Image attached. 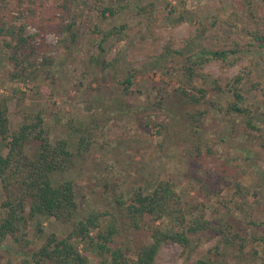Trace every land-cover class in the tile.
I'll list each match as a JSON object with an SVG mask.
<instances>
[{"label": "rangeland", "instance_id": "1", "mask_svg": "<svg viewBox=\"0 0 264 264\" xmlns=\"http://www.w3.org/2000/svg\"><path fill=\"white\" fill-rule=\"evenodd\" d=\"M12 2L2 11L5 24H0V100L9 99L10 130L24 122L22 110L43 107L51 141L64 138L72 151L80 135L89 142L72 169L53 176L54 183L73 182L75 218L91 210L113 211L115 195H126L134 185L150 188L157 180H170L188 217L203 205L213 224L229 222L239 234L261 237L244 249L250 264H264V0H129L126 8L105 16L98 9L116 4L114 0H35L27 2V8L21 6L23 15L12 11ZM25 21L26 33L39 30L37 42L52 58L47 66L52 77L24 81L9 76L12 31ZM121 23L127 24L124 33L102 40L103 32ZM234 45L240 50L234 65L212 60L192 82L205 88L204 103L191 105L174 94L158 96L163 83L166 93L177 86V74L195 58L192 53ZM240 73L250 103V112L242 114L227 111V83ZM127 77L130 83L124 82ZM196 110L203 112L199 121L188 116ZM78 126L84 133L73 129ZM198 140L200 152L192 146ZM3 149L0 142V152ZM235 181L255 194H235ZM3 197L0 184V203ZM3 214L0 207V219ZM34 225L29 219L26 247L10 237L2 241L0 264H17L24 252L41 246ZM156 225L169 224L145 218L139 228L126 232L130 256L149 241ZM42 226L60 236L72 230L70 222L53 217L42 220ZM199 236L200 246L189 261L180 256L181 246L169 241L155 263L193 264L201 258L208 264H234V251L214 254L216 232ZM124 239L116 238L117 243ZM88 258L100 259L90 253Z\"/></svg>", "mask_w": 264, "mask_h": 264}, {"label": "trees", "instance_id": "2", "mask_svg": "<svg viewBox=\"0 0 264 264\" xmlns=\"http://www.w3.org/2000/svg\"><path fill=\"white\" fill-rule=\"evenodd\" d=\"M114 1L116 4L100 7L99 14L114 15L129 5V0ZM11 2L16 5L11 7L12 11H16L17 15L18 12L19 15H23L24 10L21 6L27 8L28 5L25 4L35 3V0H0V24H5L2 11L10 8ZM27 24L25 21L16 27V33L12 31L15 38L13 46L6 43L8 48L11 47L8 53V61L12 66L8 72L9 76L24 81L52 77V70L47 67L52 63V58L43 52L42 43L37 42L39 30L37 33H26ZM126 27V23L111 27L103 32L102 40H106L114 33L118 35L124 33ZM39 28L41 30V27ZM2 31L3 28L0 29V34ZM258 37L259 35H254V38ZM259 38L262 39L261 36ZM186 46L190 48V44L187 43ZM239 51L237 45H234L230 49H200L197 53H192L195 58L177 74V86L173 87L171 93H166L163 83L162 88L158 89V96L167 99L171 97L170 94H174L181 98V101L191 105L204 103L205 88L192 85L194 79L201 76L200 70L212 60L234 65L237 61L235 54ZM243 77V74H237L227 83L228 92L231 94L228 97L229 112L239 114L250 112V103L243 92ZM124 82L130 83L129 77ZM185 86H189L195 93H188ZM255 86L259 84L253 83L254 88ZM216 89L220 92L226 91L219 85H216ZM8 101V97L0 100V142H3L4 146L0 152V184L4 191L0 203L4 212L0 219V246L6 237H10L22 248L29 245L26 231L29 219L34 221L37 237L42 241L37 250L24 252L17 264H156L155 258L159 249L169 241L181 246L180 256L187 262L200 246L199 233L202 231L218 234L219 240L213 246L215 255H225L234 251L236 257L234 264H250L249 255L244 248L261 237L239 234L229 222L213 224L205 217L203 205L198 206V210L192 212L194 215L188 217L187 214L190 212L188 213L184 207L182 199L176 193L174 183L170 180H157L150 188L134 185L127 190L126 195L124 193L115 195L113 211L91 210L84 218L76 219L78 205L73 182L66 179L54 183L53 176L72 169L76 165L77 154H82L89 142L80 135L75 151H72L68 147V140L64 138L51 141L49 139L51 131L46 123V110L43 107L31 111L22 110L24 122L18 130H10ZM188 116L199 121L203 112L190 111ZM73 129L78 134L84 133L81 126ZM199 142L202 141L198 140L192 145L197 152H200ZM26 148L30 149L29 154ZM213 177L214 181L218 175ZM204 184L211 185L212 182ZM233 186L234 193L241 197L246 198L255 194L237 181ZM51 217L60 222H70L72 230L61 236L55 232H45L42 220ZM145 218L167 222L169 225L153 226L149 241L140 244L132 257L129 255L131 247L126 232L139 228ZM122 235L125 239L117 243L116 238ZM110 243H114L115 246ZM89 253L97 255L100 259L91 261L88 258ZM253 253L254 257L257 252ZM244 256L245 258H242ZM193 264L208 262L200 258Z\"/></svg>", "mask_w": 264, "mask_h": 264}]
</instances>
